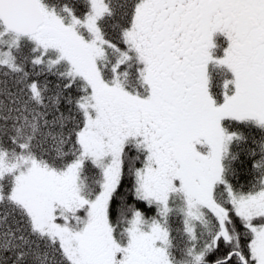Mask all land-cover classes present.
<instances>
[{"label": "snow or ice", "instance_id": "6c2138e0", "mask_svg": "<svg viewBox=\"0 0 264 264\" xmlns=\"http://www.w3.org/2000/svg\"><path fill=\"white\" fill-rule=\"evenodd\" d=\"M0 264H264V0H0Z\"/></svg>", "mask_w": 264, "mask_h": 264}]
</instances>
